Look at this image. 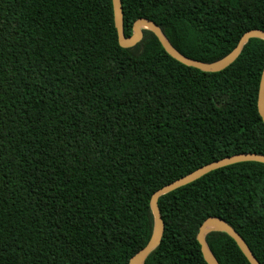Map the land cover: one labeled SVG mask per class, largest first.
I'll return each instance as SVG.
<instances>
[{
	"label": "trees",
	"instance_id": "1",
	"mask_svg": "<svg viewBox=\"0 0 264 264\" xmlns=\"http://www.w3.org/2000/svg\"><path fill=\"white\" fill-rule=\"evenodd\" d=\"M185 56L214 63L264 31V0H122ZM264 40L220 72L168 55L145 30L119 45L112 0H0V264H129L151 238L153 194L216 160L264 155ZM145 264H207L197 235L227 221L264 264V164L215 170L159 198ZM220 264H250L211 232Z\"/></svg>",
	"mask_w": 264,
	"mask_h": 264
},
{
	"label": "water",
	"instance_id": "2",
	"mask_svg": "<svg viewBox=\"0 0 264 264\" xmlns=\"http://www.w3.org/2000/svg\"><path fill=\"white\" fill-rule=\"evenodd\" d=\"M112 3L115 27L118 33L119 45L122 48L128 49L136 46L143 39L144 31L147 30L152 32L157 37L165 52L173 59L188 67L196 68L203 72H220L225 70L239 58L244 46L251 39L259 38L264 40L263 30H249L243 34L237 46L228 55L214 63H205L191 59L178 51L170 43L161 27L147 18H140L136 20L133 25L132 35L130 37H126L124 33V12L122 0H112ZM257 106L259 114L264 122V69L260 81ZM243 162H257L264 164V155L252 152H244L216 160L198 168L197 170L179 178L178 180L155 192L150 202V207L154 218V228L151 238L147 245L130 259L129 264H145L146 258L161 244L165 230V224L158 204L160 197L189 185L215 170ZM211 232H223L227 234L236 242L237 246L250 264H260L243 237L227 221L217 216H211L207 218L201 224L197 235V240L201 246V251L207 264H220L206 241L207 235Z\"/></svg>",
	"mask_w": 264,
	"mask_h": 264
}]
</instances>
